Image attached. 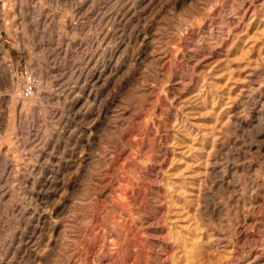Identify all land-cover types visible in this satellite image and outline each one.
Masks as SVG:
<instances>
[{
    "label": "rangeland",
    "instance_id": "rangeland-1",
    "mask_svg": "<svg viewBox=\"0 0 264 264\" xmlns=\"http://www.w3.org/2000/svg\"><path fill=\"white\" fill-rule=\"evenodd\" d=\"M0 264H264V0H0Z\"/></svg>",
    "mask_w": 264,
    "mask_h": 264
},
{
    "label": "built area",
    "instance_id": "built-area-1",
    "mask_svg": "<svg viewBox=\"0 0 264 264\" xmlns=\"http://www.w3.org/2000/svg\"><path fill=\"white\" fill-rule=\"evenodd\" d=\"M28 91H31V86L28 87Z\"/></svg>",
    "mask_w": 264,
    "mask_h": 264
}]
</instances>
